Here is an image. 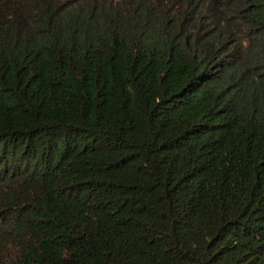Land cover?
<instances>
[{"label":"trees","instance_id":"16d2710c","mask_svg":"<svg viewBox=\"0 0 264 264\" xmlns=\"http://www.w3.org/2000/svg\"><path fill=\"white\" fill-rule=\"evenodd\" d=\"M0 264H264V0H0Z\"/></svg>","mask_w":264,"mask_h":264}]
</instances>
